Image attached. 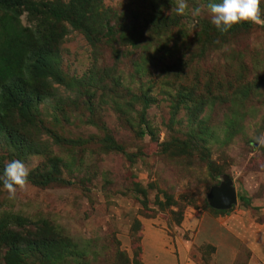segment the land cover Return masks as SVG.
<instances>
[{
	"label": "rangeland",
	"instance_id": "rangeland-1",
	"mask_svg": "<svg viewBox=\"0 0 264 264\" xmlns=\"http://www.w3.org/2000/svg\"><path fill=\"white\" fill-rule=\"evenodd\" d=\"M66 1L19 0L15 10L42 58L0 134L38 119L30 138L48 150L30 152L21 136L14 149L3 135L0 176L18 159L32 179L57 178L14 199L0 181V218L30 245L19 263L141 264L140 238L152 229L192 239L201 264H246L247 243L264 254L254 238L264 227V26L214 36L207 4L221 0H187L184 16L176 0H77L91 23L114 29L86 34L48 14L45 5ZM111 141L118 149L104 150ZM223 176L236 202L214 209L206 194Z\"/></svg>",
	"mask_w": 264,
	"mask_h": 264
},
{
	"label": "trees",
	"instance_id": "trees-1",
	"mask_svg": "<svg viewBox=\"0 0 264 264\" xmlns=\"http://www.w3.org/2000/svg\"><path fill=\"white\" fill-rule=\"evenodd\" d=\"M67 0L62 6H46L48 14L55 18H63L70 23L74 29L83 31L84 33L94 30L95 28H103V35H110L114 33V29L102 20L91 23L92 18L89 12L79 8L77 0ZM19 4V0H0V121L4 122L8 119L5 114V110L10 107H16L18 104L15 102L17 99H22L23 94H20L18 98L13 99L12 96L19 93V90L26 89V85L36 81L37 63L42 58L41 49L37 45L40 37L36 32L29 30L27 27L20 25L15 10ZM77 6V7H76ZM243 23L234 25L227 33H220L215 27H211V31L214 36L224 37L226 34L233 33L239 27H244ZM207 29V27H206ZM19 89V90H18ZM22 91V90H21ZM41 94H36L35 97H31L28 102L32 104H25L17 108L21 111L29 106L34 107L35 103L38 102ZM36 111V109H34ZM38 119H34L37 124ZM26 119H21L19 124H15V128H8L7 132L2 129L0 137L3 135L5 144L9 142V147L18 146L15 140L20 136V140L26 145L27 150L30 152H41L42 150L47 151L48 146L43 140L40 141L36 133H33L30 138V133L36 130L35 124L26 123ZM28 127V129H25ZM40 128V127H38ZM1 129V128H0ZM25 129V130H24ZM137 134L142 136L144 134L143 129H138ZM26 135V136H24ZM24 136V137H23ZM3 138V137H2ZM4 144V143H3ZM4 144V145H5ZM104 150H117L118 146L111 141L110 144L104 145ZM28 180L30 183H35L41 186L49 184L50 182L56 181V177H49L41 175L36 179H32L29 175ZM3 184V183H1ZM9 225V220L0 218V264H20L16 259L18 256H25L28 252L30 245L23 246L22 242L15 236L19 233L12 231ZM25 264V263H21Z\"/></svg>",
	"mask_w": 264,
	"mask_h": 264
},
{
	"label": "clouds",
	"instance_id": "clouds-1",
	"mask_svg": "<svg viewBox=\"0 0 264 264\" xmlns=\"http://www.w3.org/2000/svg\"><path fill=\"white\" fill-rule=\"evenodd\" d=\"M261 0H221L219 3L209 2L207 9L210 22L222 34L227 33L234 25L247 22L264 26L261 18ZM189 4L187 0H176L175 12L179 16L187 14ZM201 7L191 10L192 17L201 15ZM257 142L264 145V139L257 138ZM29 168L24 162L16 159L5 166L0 181L8 194V199H14L18 191L24 192L29 185ZM236 196V195H235Z\"/></svg>",
	"mask_w": 264,
	"mask_h": 264
},
{
	"label": "crops",
	"instance_id": "crops-1",
	"mask_svg": "<svg viewBox=\"0 0 264 264\" xmlns=\"http://www.w3.org/2000/svg\"><path fill=\"white\" fill-rule=\"evenodd\" d=\"M181 232L183 231L181 230ZM256 235L257 237L254 238H258V236L264 238V227L260 228ZM193 244L192 239L183 238L181 236H177L173 239L167 238L162 230L152 229L148 232L145 231L140 238L141 264H201L200 261L195 258L197 256L193 257L191 254L194 249ZM247 244H245V250L248 252V255H245V260H247L246 264H255L256 258L258 257L257 253L260 254L259 256H264V254H262L259 249L258 251L253 249L251 243V245ZM197 252L198 251H196V253ZM253 258H255V260L251 261ZM211 260H214V258Z\"/></svg>",
	"mask_w": 264,
	"mask_h": 264
},
{
	"label": "water",
	"instance_id": "water-1",
	"mask_svg": "<svg viewBox=\"0 0 264 264\" xmlns=\"http://www.w3.org/2000/svg\"><path fill=\"white\" fill-rule=\"evenodd\" d=\"M208 205L214 209H227L236 202L235 191L228 178L224 177L216 186H212L206 194Z\"/></svg>",
	"mask_w": 264,
	"mask_h": 264
}]
</instances>
